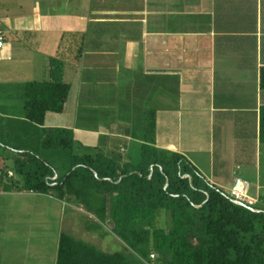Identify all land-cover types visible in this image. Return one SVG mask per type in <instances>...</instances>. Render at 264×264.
<instances>
[{"label":"crops","instance_id":"crops-1","mask_svg":"<svg viewBox=\"0 0 264 264\" xmlns=\"http://www.w3.org/2000/svg\"><path fill=\"white\" fill-rule=\"evenodd\" d=\"M0 9V59L20 48L26 60L63 62L60 117L65 73L78 74L79 109L68 120L48 113L45 127L125 153L129 142L139 151L155 113L156 147L184 155L210 184L258 176L264 0H0Z\"/></svg>","mask_w":264,"mask_h":264},{"label":"trees","instance_id":"trees-1","mask_svg":"<svg viewBox=\"0 0 264 264\" xmlns=\"http://www.w3.org/2000/svg\"><path fill=\"white\" fill-rule=\"evenodd\" d=\"M62 74L63 62L50 58L47 80L23 85V118L36 129L38 143L9 148L0 142V148L13 154L0 160V191L72 201L97 219V228L109 219L129 251L104 253L60 233L55 264H143L151 252L158 264H264V211L234 204L184 155L156 147L155 113L145 118L135 164L117 149L95 147L74 154L71 130L45 127L47 114H61L68 97L70 87ZM259 136L264 143V107ZM36 148L68 151L67 172L58 177ZM92 229L96 231L87 226Z\"/></svg>","mask_w":264,"mask_h":264},{"label":"rangeland","instance_id":"rangeland-1","mask_svg":"<svg viewBox=\"0 0 264 264\" xmlns=\"http://www.w3.org/2000/svg\"><path fill=\"white\" fill-rule=\"evenodd\" d=\"M3 6L6 4L3 3ZM9 10L10 13L14 11V9ZM14 12L16 13V11ZM13 55L14 57L9 61L0 59V113L5 111L9 114V119L0 115V142L5 143L9 148L19 147L25 142L30 147H34L38 143L37 132L36 129L34 130L32 126L23 121L21 94L26 82L47 79L48 62L46 63V60L42 59H37V61L35 59V61L26 60L23 57H29V54L20 48L15 49ZM65 75L72 86L67 103V116L60 117L58 114H53L52 117H55L56 121L59 120V117L68 120V116H73L75 110L79 109L78 74L76 76L73 71L68 70V74L65 73ZM91 88L93 87L91 86ZM109 89L110 87L106 86L104 91L108 92ZM108 94L110 95V93ZM52 119L54 122L55 119ZM47 122L50 123L51 120L48 119ZM76 126L95 128L96 122L94 121L92 124L83 122L76 124ZM140 132L132 133L138 136L141 134ZM214 136H218L217 131L214 132ZM83 137L86 138L85 141ZM73 139L75 141L72 149L74 154L84 151L76 141L83 143L84 147L93 148L95 145L107 150V146H101L105 145L103 143L99 146L95 141L96 137L92 135L85 136L81 132H74ZM160 143H162L161 139ZM35 150H39V156L56 168L58 177L67 172L69 168L68 151H44L40 148ZM5 151L0 148V160L7 155L10 158L13 157V154ZM121 155L133 164L139 161V151L133 149L130 142L125 153ZM202 157L206 161L208 160L206 156ZM189 159L192 160L191 154ZM257 165L258 176L254 173L249 176L240 173L239 176L249 184L248 196L257 201L254 209L264 211V189L259 195L256 193L258 184L264 186V147L259 153ZM226 180L229 181V179ZM223 182L225 183L224 178L217 181L218 184H224ZM230 188L231 186L229 189L223 188L222 190L228 193ZM97 222L93 215L72 201L65 205L53 196L27 192L1 195L0 264H55L60 233L69 234L93 245L104 253L127 252L126 244L113 233L111 221L106 220L100 228L95 227L94 224L97 225ZM87 226L96 228V231L94 229L88 231Z\"/></svg>","mask_w":264,"mask_h":264},{"label":"built area","instance_id":"built-area-1","mask_svg":"<svg viewBox=\"0 0 264 264\" xmlns=\"http://www.w3.org/2000/svg\"><path fill=\"white\" fill-rule=\"evenodd\" d=\"M2 44H3V37L0 33V49L2 47ZM8 175L11 176V173L9 172ZM248 191H249V184L246 181H243L239 178H235L228 193L231 200H234L240 204H243L244 206L251 208L254 206L255 201L248 196ZM157 260L158 259L156 253L151 252L149 254L148 260L142 262L143 264H158Z\"/></svg>","mask_w":264,"mask_h":264},{"label":"water","instance_id":"water-1","mask_svg":"<svg viewBox=\"0 0 264 264\" xmlns=\"http://www.w3.org/2000/svg\"><path fill=\"white\" fill-rule=\"evenodd\" d=\"M166 186H167V181H166L165 187H166ZM232 202H233L234 204L239 205V206L245 207L243 204H240V203H238V202H236V201H234V200H232Z\"/></svg>","mask_w":264,"mask_h":264}]
</instances>
